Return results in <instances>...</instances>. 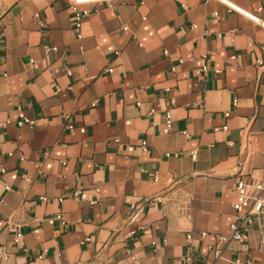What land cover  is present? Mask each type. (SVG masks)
<instances>
[{"label":"crops","instance_id":"1","mask_svg":"<svg viewBox=\"0 0 264 264\" xmlns=\"http://www.w3.org/2000/svg\"><path fill=\"white\" fill-rule=\"evenodd\" d=\"M74 1L0 0V264H264V0Z\"/></svg>","mask_w":264,"mask_h":264},{"label":"built area","instance_id":"2","mask_svg":"<svg viewBox=\"0 0 264 264\" xmlns=\"http://www.w3.org/2000/svg\"><path fill=\"white\" fill-rule=\"evenodd\" d=\"M103 0H75L70 4V10L73 13L74 16V26L78 33V37L81 38V27L83 21L90 15L91 9L90 8H81L84 4H91L96 3ZM196 27V26H193ZM126 29V28H124ZM206 34L208 31L205 32ZM57 48H47V51H56ZM33 63V62H32ZM261 63V62H259ZM204 71H207V67H203ZM107 72L111 73L113 72V68H108L106 70ZM234 106H237V100L234 101ZM230 116V112L226 113V117ZM25 124H31L35 125V121L30 120L25 117V115L22 113V110H20V119L17 122L18 126H23ZM6 125V124H3ZM167 126H172L171 121V114L167 113ZM69 129H74V126L72 124L68 125ZM224 129L226 130L227 127L225 126ZM82 132H85V128H81ZM143 147H146V143H143ZM193 157H195V154H193ZM26 181H29L30 179L28 176H24ZM98 191V189H96ZM236 200L234 202V209L236 212L235 218L231 224L230 227V234L225 235H217L216 240L218 244H222L228 248H232L236 245H241L245 243L247 239V235L250 231L251 226L256 221H262L264 222V180H251L247 177L241 178V180L238 182L236 188ZM79 192H76L78 194ZM95 203V202H92ZM145 212V206L143 204L137 205L133 207V213L130 216V221L134 222L140 219V217ZM50 224H54L56 221H59L61 225L66 226L67 222L63 215L58 214L52 218L48 219ZM202 236H206V233H202ZM22 232L20 230H16L14 235V242L19 243L22 238ZM188 238H191V235L188 236ZM90 238H87L86 241H89ZM223 248L216 246V248L212 249V252L215 255L216 261L215 264H237L238 261L232 262L228 259H225ZM46 251L43 252L39 257L43 258ZM5 252L3 253V257L5 256ZM129 258L136 263L137 257L134 254H130ZM187 262L191 261L190 257H187L185 259Z\"/></svg>","mask_w":264,"mask_h":264}]
</instances>
